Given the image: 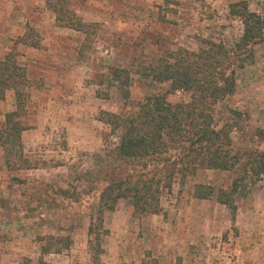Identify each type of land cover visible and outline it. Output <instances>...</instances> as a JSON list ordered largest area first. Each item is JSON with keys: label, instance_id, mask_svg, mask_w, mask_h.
I'll return each mask as SVG.
<instances>
[{"label": "rangeland", "instance_id": "1", "mask_svg": "<svg viewBox=\"0 0 264 264\" xmlns=\"http://www.w3.org/2000/svg\"><path fill=\"white\" fill-rule=\"evenodd\" d=\"M62 1L84 22L99 25L83 56L84 35L57 26L58 0H0V60L12 56L30 80L22 139L35 166L9 171L0 148V264H92L88 228L100 192L106 180L131 169L121 166L117 137L101 114L133 112L147 97L168 91L170 84L147 77L149 66L168 52H197L205 40L233 49L244 27L231 4L246 1L264 19V0ZM252 50L237 70L235 94L217 106L215 122L231 126L236 149L264 151L258 137L264 130V43ZM115 69L131 73L128 104L113 80ZM191 98L178 91L168 101ZM15 109V91H8L0 100V129ZM243 176L241 167L201 170L184 182L177 176L162 194L163 212L145 218L132 217L121 200L105 216L109 235L101 264H264V177L243 182L235 221L215 200L194 197L198 184L227 190ZM48 235L70 236L73 243L43 256L39 238Z\"/></svg>", "mask_w": 264, "mask_h": 264}, {"label": "trees", "instance_id": "2", "mask_svg": "<svg viewBox=\"0 0 264 264\" xmlns=\"http://www.w3.org/2000/svg\"><path fill=\"white\" fill-rule=\"evenodd\" d=\"M53 9L58 27L84 35L80 50V56H83L92 47L99 25L84 22L68 10L62 0H58ZM230 13L240 18L244 27L243 35L233 49L205 40L197 52L182 48L168 52L167 56L150 65L147 72L153 83L170 84L168 91L147 97L133 112L101 114V121L117 137L116 153L121 166L128 165L131 169L122 178L106 180L100 192L88 228L92 264H101L105 254L103 243L109 235L105 216L114 212L121 200L128 203L134 218L160 215L163 212L162 194L172 189L177 176L184 182L201 170L232 171L241 167L244 176L230 189L216 190L198 184L194 190L196 199L215 200L231 212L235 221L236 197L242 191L243 182L249 179L254 184L264 177V151L236 149L231 126L218 128L215 122L217 106L236 92L237 70L244 69L253 57L252 47L264 43V19L250 11L246 1L231 4ZM30 45L39 48L38 44ZM112 77L128 104L131 101L130 71L115 69ZM29 86L27 70L15 58L8 55L0 60V100H5L8 91L16 94V109L6 114L0 129V148L11 172L35 167L25 155L22 139L26 130L22 118L26 115L28 97L25 89ZM178 91L191 93V102L168 101V97ZM258 137L264 141V130H259ZM61 193L67 195L68 191L61 190ZM39 239L43 256L61 254L73 243L70 236L48 235Z\"/></svg>", "mask_w": 264, "mask_h": 264}, {"label": "crops", "instance_id": "3", "mask_svg": "<svg viewBox=\"0 0 264 264\" xmlns=\"http://www.w3.org/2000/svg\"><path fill=\"white\" fill-rule=\"evenodd\" d=\"M58 28H56V30H57Z\"/></svg>", "mask_w": 264, "mask_h": 264}]
</instances>
